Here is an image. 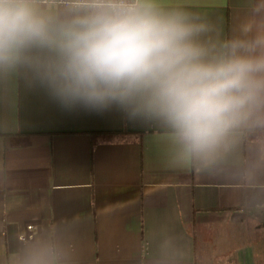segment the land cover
<instances>
[{
    "label": "crops",
    "instance_id": "1",
    "mask_svg": "<svg viewBox=\"0 0 264 264\" xmlns=\"http://www.w3.org/2000/svg\"><path fill=\"white\" fill-rule=\"evenodd\" d=\"M78 0H36L53 27ZM205 63L264 58V0H160ZM54 47L0 64V264H230V227H264V70L211 148L195 151L147 93L105 107L57 94ZM208 236L199 245L197 230ZM237 264H264V233ZM253 246V247H252ZM241 255V254H240Z\"/></svg>",
    "mask_w": 264,
    "mask_h": 264
},
{
    "label": "clouds",
    "instance_id": "2",
    "mask_svg": "<svg viewBox=\"0 0 264 264\" xmlns=\"http://www.w3.org/2000/svg\"><path fill=\"white\" fill-rule=\"evenodd\" d=\"M81 12L54 28L36 0H0V64L32 44L59 54L53 87L90 107L147 93L192 150L211 148L251 99L264 58L205 63L186 13L160 0H78Z\"/></svg>",
    "mask_w": 264,
    "mask_h": 264
},
{
    "label": "rangeland",
    "instance_id": "3",
    "mask_svg": "<svg viewBox=\"0 0 264 264\" xmlns=\"http://www.w3.org/2000/svg\"><path fill=\"white\" fill-rule=\"evenodd\" d=\"M246 224L240 227H230L229 233V262L230 264H237V259L246 256V248L248 245L253 244L259 235L264 233V227H255L254 221L249 220ZM210 232L207 229L197 230V237L199 245L202 241L210 236ZM253 247V246H252ZM246 253V254H245ZM241 254V255H240Z\"/></svg>",
    "mask_w": 264,
    "mask_h": 264
},
{
    "label": "built area",
    "instance_id": "4",
    "mask_svg": "<svg viewBox=\"0 0 264 264\" xmlns=\"http://www.w3.org/2000/svg\"><path fill=\"white\" fill-rule=\"evenodd\" d=\"M64 6H72L73 8H75V9H81V7H80V5H79V3H78V1H75V2H67V1H65V2H63L62 3Z\"/></svg>",
    "mask_w": 264,
    "mask_h": 264
}]
</instances>
